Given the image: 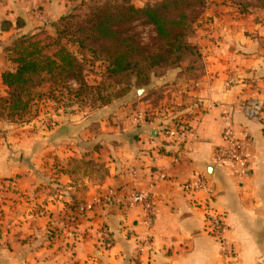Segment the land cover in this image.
<instances>
[{"label": "crops", "instance_id": "crops-1", "mask_svg": "<svg viewBox=\"0 0 264 264\" xmlns=\"http://www.w3.org/2000/svg\"><path fill=\"white\" fill-rule=\"evenodd\" d=\"M85 1L0 0V93L6 92L2 72L14 67L7 51L13 41L43 29L54 33L53 24ZM133 1L140 7L150 0ZM258 29L240 4L208 0L192 38L201 54L197 79L183 83L182 64L154 76L143 97L129 94L81 120L77 111L55 108L53 126L0 121V264H221L220 246L205 230L206 204L224 214L240 264H264V32ZM156 92L161 99L152 104ZM250 102L260 104L256 118L245 113ZM227 122L249 136L245 175L214 160ZM176 123L188 129L182 143L162 132ZM197 179L211 193L186 187ZM133 190L152 195L150 224L142 205H126ZM85 203L93 209L78 212Z\"/></svg>", "mask_w": 264, "mask_h": 264}, {"label": "trees", "instance_id": "trees-1", "mask_svg": "<svg viewBox=\"0 0 264 264\" xmlns=\"http://www.w3.org/2000/svg\"><path fill=\"white\" fill-rule=\"evenodd\" d=\"M89 2L85 13L70 12L54 23V33L43 29L21 35L7 48L14 67L1 75L6 95L0 96V120L29 121L44 85L51 93L74 82L79 89L69 88L77 96L89 89L84 79L88 54L106 62L110 77L134 76L135 86L131 78L127 82L129 91L148 87L152 76L164 74L157 70L181 67L189 56L201 62L192 38L207 0H150L141 7L133 0ZM141 25L154 32L155 48L140 38L136 28ZM10 27L6 22L2 29Z\"/></svg>", "mask_w": 264, "mask_h": 264}, {"label": "rangeland", "instance_id": "rangeland-1", "mask_svg": "<svg viewBox=\"0 0 264 264\" xmlns=\"http://www.w3.org/2000/svg\"><path fill=\"white\" fill-rule=\"evenodd\" d=\"M90 0H86L81 5H77V7L74 9L75 13L83 14L88 10L89 5L93 4L92 2H89ZM138 4V0H136ZM236 4H240V9L246 14L252 15L253 19L259 23V29L260 31L264 32V0H231ZM208 3V0H207ZM141 7V6H140ZM199 20V19H198ZM196 21L194 25V29L196 28V24L198 22ZM136 31L140 34V38L144 43H147L151 45L152 43L155 44V42L152 40L154 38V32L152 29L148 26H138L136 28ZM195 34V30H194ZM156 47V44L153 48ZM73 51L76 52L75 47H71ZM186 64V70L182 71L180 74L181 80L183 83H186V81L190 79H197L201 74V62H199L197 59L193 57H187V59L182 63ZM168 71V69H166ZM164 71L162 69L157 70L156 74L159 75L160 73H165L167 71ZM132 80V85L135 82V77H129ZM129 78L120 76V77H110L106 70V62L102 60H94L92 59L91 55L88 54L86 56V62H85V71H84V79L86 84L89 85V89H83L81 90V94L79 96L75 95L73 92L74 89H79V86H77L74 82L69 87H62L59 89H56L54 92H49L48 85H44L40 87L38 90L41 93L42 97L39 101H36L33 110H32V116L29 118V121L25 122H13L10 120L2 119L0 121H4L8 123V125H15V126H23L28 124L29 122H32L33 120L37 122L40 121L44 125L48 126L50 119L53 116L51 115L50 111H54L55 108H58L63 113L66 112L67 109H71L74 111H77L76 117L81 120L85 116V114L94 112V110L101 109L104 106H109L113 102H120L122 103V100L126 98L129 94H137L135 90L130 91L128 88V80ZM154 76H152V79ZM176 84L174 83V86ZM135 86V85H133ZM91 88V89H90ZM144 88V87H140ZM128 90V91H127ZM136 90H138L136 88ZM145 94V91L142 92L139 96H142ZM6 95L5 93H0V96ZM152 99V104H156L161 99V94L157 93L154 94ZM109 101L110 104L104 105ZM123 107V106H122ZM121 107V108H122ZM134 109L131 107V110ZM136 111V109H135ZM55 120V119H54ZM4 188V182L0 181V191H2Z\"/></svg>", "mask_w": 264, "mask_h": 264}, {"label": "built area", "instance_id": "built-area-1", "mask_svg": "<svg viewBox=\"0 0 264 264\" xmlns=\"http://www.w3.org/2000/svg\"><path fill=\"white\" fill-rule=\"evenodd\" d=\"M245 113L250 118L258 117L260 113V104L258 102H250L246 104ZM52 116V118H49L50 121L48 126L54 125L55 116ZM135 120H137L136 117ZM162 132L167 141L182 143L188 134V129L184 125L176 123L172 124L171 126L164 127ZM222 140L223 145L217 147L214 153V160L216 164H230L237 169L239 174H247L251 162V156L247 150L249 141L248 134L242 133V135H239L232 123L227 122L222 131ZM150 143H154L152 138H150ZM179 160L180 158L177 156L175 158V162H179ZM162 177L164 176L162 175ZM186 187L194 191L205 190L211 193V190L208 189L206 183L201 179L192 181ZM126 205L128 207L142 205L145 210L148 224L152 222L153 216L155 215V205L152 195L149 192L133 190L126 198ZM206 205L205 230L208 235H210L220 246L221 264H240L237 251L225 236L226 218L224 214L218 212L214 208L209 207V204ZM76 209L78 212L85 214L86 212L93 209V204H79ZM102 235L104 237L105 247L110 248L112 245L110 232L107 229H104L102 231ZM149 245L150 241L149 239H146L143 242V246L145 247ZM142 250L143 249H140V251Z\"/></svg>", "mask_w": 264, "mask_h": 264}, {"label": "water", "instance_id": "water-1", "mask_svg": "<svg viewBox=\"0 0 264 264\" xmlns=\"http://www.w3.org/2000/svg\"><path fill=\"white\" fill-rule=\"evenodd\" d=\"M145 91V89L144 88H141V89H138L137 90V93L140 95V94H142V92H144Z\"/></svg>", "mask_w": 264, "mask_h": 264}]
</instances>
